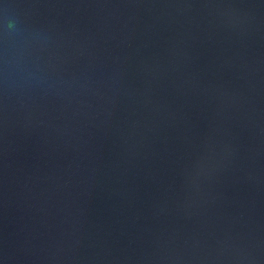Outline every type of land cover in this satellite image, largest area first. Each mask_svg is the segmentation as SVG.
Masks as SVG:
<instances>
[{
	"label": "water",
	"instance_id": "95a60500",
	"mask_svg": "<svg viewBox=\"0 0 264 264\" xmlns=\"http://www.w3.org/2000/svg\"><path fill=\"white\" fill-rule=\"evenodd\" d=\"M0 264H264V0H0Z\"/></svg>",
	"mask_w": 264,
	"mask_h": 264
}]
</instances>
